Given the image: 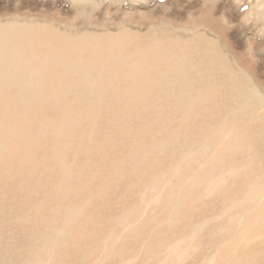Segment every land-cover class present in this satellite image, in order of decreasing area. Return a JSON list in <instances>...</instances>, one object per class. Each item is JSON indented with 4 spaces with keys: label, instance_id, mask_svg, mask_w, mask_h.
<instances>
[{
    "label": "rangeland",
    "instance_id": "rangeland-1",
    "mask_svg": "<svg viewBox=\"0 0 264 264\" xmlns=\"http://www.w3.org/2000/svg\"><path fill=\"white\" fill-rule=\"evenodd\" d=\"M91 1L0 0L51 58L85 32L112 36L115 63L94 46L77 86L0 87V264H264V0ZM50 92L63 101L33 99Z\"/></svg>",
    "mask_w": 264,
    "mask_h": 264
},
{
    "label": "bare ground",
    "instance_id": "bare-ground-1",
    "mask_svg": "<svg viewBox=\"0 0 264 264\" xmlns=\"http://www.w3.org/2000/svg\"><path fill=\"white\" fill-rule=\"evenodd\" d=\"M87 1V0H86ZM93 1V0H92ZM91 1V2H92ZM252 2V1H251ZM1 3V2H0ZM248 4V3H247ZM84 10V9H83ZM82 10V11H83ZM88 11V10H86ZM11 16V15H10ZM31 23L34 22V21H30ZM45 26V24H44ZM31 26L29 25L28 22H20L19 20L18 21H3V22H0V87L1 89L5 88L4 90L6 89H10L11 87H13V85H16L13 80L14 79H18L20 80L19 78H22L23 79V82L25 83L23 85V88L26 89V90H30V91H43V90H56L57 92L60 91V88H57L56 86H53V84L55 83H59L60 86L58 87H62L63 86V83L64 82H67L69 86H73V85H78L79 84V79H76L75 76H79L77 71H74L72 70L75 66L77 65H80V64H83L85 61L83 59H77V60H73V57L74 56H79V55H89L92 51H94V46H97V50L95 52H92L90 54V61L91 63H97L99 62L100 65H103V67H107L109 66V63H112L110 60H106L104 57H103V52L105 50V41L102 42V39H108L110 37H107V38H104V37H98L94 40H90L89 37L87 36V34L84 32L82 34H76V35H73L72 32L70 33L69 31L68 34L62 39V41H65L66 43H68L71 48L73 49V51H70V52H67V53H64V50H60V51H57L55 53V55L53 56V58H51L48 54H47V50L49 49L50 46L47 45V41L50 37V35L47 34V36H45L44 38L42 37V39H37L36 38V35L34 34V31H33V28L31 29H28L30 28ZM126 31H128V29H126ZM42 32V31H41ZM59 32H61V29L59 30ZM125 32V31H124ZM58 34V33H57ZM133 34V33H132ZM203 35V34H202ZM123 38V37H122ZM128 38V37H127ZM194 38H195V35H194ZM113 39V38H112ZM119 39V38H118ZM198 39V38H197ZM61 40V39H60ZM117 39H115L116 41ZM202 40V38H201ZM114 41V42H115ZM193 41V40H191ZM197 41V40H196ZM202 42V41H200ZM209 43H211L212 41L211 40H208ZM120 43V42H118ZM116 42V44H118ZM195 43V42H193ZM113 44V43H112ZM111 44V45H112ZM188 44V43H187ZM110 45V47H111ZM127 45V44H126ZM125 45V46H126ZM193 45V44H192ZM117 46V45H116ZM120 46V45H119ZM189 46V45H188ZM113 48V47H112ZM176 48V47H175ZM192 48V47H190ZM5 49V50H4ZM9 49V50H7ZM111 49V48H110ZM117 49V48H116ZM140 49V47H139ZM76 50H78L79 52H82L79 53V52H76ZM91 50L89 53L88 51ZM112 50V49H111ZM120 50V48H119ZM189 50V49H188ZM30 51V52H29ZM75 51V52H74ZM139 51V50H138ZM141 51V49H140ZM146 51V50H145ZM143 51V52H145ZM174 51V50H173ZM178 51V50H177ZM44 52L46 54V56L44 55ZM100 52V53H99ZM184 52V51H183ZM192 52V51H191ZM115 53H116V50H115ZM119 53V52H118ZM140 53V52H139ZM142 53V52H141ZM146 53V52H145ZM172 54H174L172 51H171ZM176 53V52H175ZM122 54V53H121ZM134 54V53H133ZM144 54V53H143ZM180 54V53H179ZM110 56V54H108ZM114 55V54H113ZM115 55H118L117 53ZM131 55V54H130ZM137 55V54H136ZM177 55V53H176ZM175 55V56H176ZM189 55V54H188ZM112 56V55H111ZM120 56V54H119ZM179 56V55H177ZM115 57V56H114ZM136 57V56H135ZM138 57V56H137ZM185 57V56H184ZM187 57V56H186ZM113 58V57H112ZM116 59V57H115ZM140 59V58H139ZM138 59V60H139ZM143 59V58H142ZM118 60V58H117ZM136 60V59H135ZM167 60V59H166ZM228 60V59H227ZM34 61H37L40 65H42L44 68H45V72L44 71H41L39 70L38 68L34 67L33 65V62ZM98 61V62H97ZM116 61V60H115ZM168 61V60H167ZM175 61V60H174ZM220 62V60H218ZM118 62V61H117ZM183 62V61H182ZM229 62V61H227ZM114 63V62H113ZM115 64V63H114ZM113 64V65H114ZM177 64V63H176ZM198 64V63H197ZM226 64V63H225ZM154 65V64H153ZM158 65V64H156ZM229 65V64H228ZM111 66V65H110ZM109 66V67H110ZM115 66V65H114ZM145 66V65H144ZM159 66V65H158ZM188 66V65H187ZM217 66V65H216ZM225 66V65H224ZM200 67V66H198ZM57 68L59 71H60V68H64V72H62L63 74H65V76H67L68 78L66 79V81H60V82H57L58 79L54 76L51 75V73L53 72V69ZM118 68V67H117ZM152 68V67H151ZM217 68V67H216ZM100 69V67H99ZM104 69V68H103ZM109 70L110 69H113V68H108ZM116 69V67H115ZM197 69V68H196ZM202 69V68H201ZM219 69V67H218ZM114 70V69H113ZM200 70V69H199ZM98 71V70H97ZM105 71V70H104ZM222 71V70H221ZM21 72V73H20ZM107 72V71H106ZM197 72V71H196ZM124 73V72H123ZM126 73V72H125ZM82 74V73H81ZM102 74V73H101ZM203 74V73H202ZM87 75V74H86ZM113 75V74H112ZM118 75V74H117ZM121 75V74H120ZM185 75V74H184ZM204 75V74H203ZM60 76V75H59ZM105 76V75H104ZM103 76V77H104ZM192 76V75H190ZM201 76V75H200ZM199 76V77H200ZM40 77V78H39ZM95 77H98L95 76ZM119 77V76H118ZM203 77V76H202ZM112 78V76H111ZM117 78V77H116ZM122 78V77H121ZM207 78V77H206ZM35 79V81L33 83H31V81ZM98 79V78H97ZM113 79V78H112ZM208 79H210L208 77ZM212 79V78H211ZM210 79V80H211ZM109 80V79H108ZM114 80V79H113ZM112 80V81H113ZM22 81V80H20ZM112 81L110 83H112ZM125 81V80H124ZM122 81V82H124ZM17 82V80H16ZM84 83H89V80L88 79H84L83 80ZM127 82V81H126ZM104 83V82H103ZM119 83V82H118ZM121 84V83H120ZM20 85V83H19ZM108 85V84H107ZM131 85V84H130ZM129 85V86H130ZM22 86V85H21ZM99 86V85H98ZM112 86V85H111ZM117 86V85H116ZM120 86V85H119ZM128 86V85H127ZM126 86V87H127ZM19 87V86H18ZM18 87H16L18 89ZM217 87V86H216ZM129 88V87H128ZM138 88V86H137ZM174 88V87H173ZM110 89V88H108ZM116 89V88H114ZM113 89V90H114ZM127 89V88H126ZM20 90H22V88H20ZM102 89H100L101 91ZM173 90V89H172ZM216 90V88H215ZM262 90V89H261ZM15 91H18V90H15ZM28 91V95L27 97L23 96V97H20V98H16L18 100H21V101H29V103H31L30 101H33L31 100V98H28L29 95V92ZM93 91V90H92ZM115 91V90H114ZM117 91V90H116ZM0 92L4 95V93L2 92V90H0ZM107 92V91H106ZM118 92V91H117ZM250 92L252 94V97L258 101L261 102H264V96L262 94V92L260 90H258L256 87H254V85L250 86ZM7 93V92H6ZM16 93V92H15ZM14 93V95H15ZM18 93V92H17ZM16 93V94H17ZM51 93V92H50ZM114 93V92H113ZM2 94L0 95L1 98H4V99H7V95L6 96H2ZM10 94V93H9ZM31 94V93H30ZM44 94V92H43ZM56 93L55 94H49L48 95L46 94V96H43V97H33L34 101L35 100H44V101H63V98L62 97H59L58 94ZM67 94V93H66ZM83 94V93H82ZM85 94V93H84ZM83 94V95H84ZM93 94V93H92ZM91 94V95H92ZM103 94V92H102ZM101 94V95H102ZM137 94H138V91H137ZM13 95V94H11ZM32 95V94H31ZM42 95V94H41ZM45 95V94H44ZM81 95V94H80ZM97 95V94H96ZM100 95V94H99ZM110 95V94H109ZM133 95V93L131 94ZM34 96V95H33ZM219 96V95H218ZM90 97V96H89ZM96 97V96H95ZM128 97V96H127ZM131 97V96H130ZM138 97V96H137ZM76 98V97H75ZM105 98V97H103ZM119 98H120V95H119ZM133 98V97H131ZM10 99V98H9ZM80 99V98H79ZM84 99V98H83ZM82 99V100H83ZM130 99V98H129ZM243 99V98H242ZM1 100V99H0ZM91 100V99H90ZM102 100V99H101ZM131 100V99H130ZM144 102V101H143ZM245 102V101H244ZM9 103V102H8ZM13 103V102H12ZM23 103V102H22ZM25 104V103H23ZM33 103V102H32ZM42 103V101H41ZM74 103V102H73ZM82 103V102H81ZM93 103V101H92ZM96 103V101L94 102ZM178 103V102H177ZM210 103V102H209ZM252 103V102H251ZM40 104V103H39ZM45 104V103H44ZM43 104V105H44ZM66 104V102H65ZM77 104V103H76ZM128 104V102H127ZM248 104V103H247ZM19 105V103H18ZM42 105V104H41ZM47 105V104H45ZM60 105V104H58ZM72 105V103L70 104ZM92 105V104H91ZM105 105V104H104ZM215 105V104H214ZM10 106V105H9ZM14 106V105H13ZM65 106V105H64ZM67 106V105H66ZM89 106V105H88ZM106 106V105H105ZM108 106V104H107ZM106 106V107H107ZM161 106V105H160ZM165 106V105H164ZM11 107V106H10ZM45 107V106H44ZM51 107V105H50ZM162 107V106H161ZM214 107V106H213ZM247 107V106H245ZM252 107V106H251ZM8 108V107H7ZM57 108V107H56ZM139 108V107H138ZM202 108V106L200 107ZM254 108V107H253ZM14 109V108H13ZM65 109V108H64ZM78 109V108H77ZM214 109V108H213ZM252 109V108H251ZM7 110V109H6ZM11 110V109H10ZM52 110H54L52 108ZM247 110V109H246ZM255 110V109H254ZM258 110V109H257ZM18 111V110H17ZM16 112V114H18ZM47 111V110H46ZM224 113H225V110H223ZM222 111V112H223ZM3 112V111H2ZM2 112H0L2 114ZM9 112V109L8 111ZM6 112V113H7ZM19 112V111H18ZM33 112V111H32ZM50 112V111H49ZM59 112V111H58ZM61 112V111H60ZM79 112V111H78ZM123 112V111H122ZM127 112V111H126ZM125 112V113H126ZM210 112V111H209ZM4 113H5V110H4ZM6 113L4 114V116L6 115ZM10 113V112H9ZM21 113L23 114V112L21 111ZM35 113H39L38 111L35 112ZM34 113V114H35ZM52 113V112H51ZM56 113V112H55ZM63 113V112H62ZM66 113V111H65ZM119 113V112H118ZM220 113V112H219ZM8 114V113H7ZM75 114V113H74ZM77 114V113H76ZM257 114V113H256ZM264 114V113H263ZM11 115V113H10ZM52 115V114H51ZM61 115V113H60ZM66 115V114H65ZM79 115V114H78ZM207 115V114H206ZM3 116V115H1ZM3 116V117H4ZM32 116V115H31ZM41 116V115H40ZM69 116V115H67ZM211 116V115H210ZM226 116V115H225ZM6 117V116H5ZM19 117V116H18ZM23 117V116H22ZM35 117V116H34ZM55 117V116H54ZM58 117V116H57ZM66 117V116H64ZM77 117V115H76ZM212 117V116H211ZM219 117V116H218ZM232 117V116H231ZM2 118V117H1ZM49 118V117H48ZM51 118V117H50ZM49 118V120H50ZM62 118V117H61ZM68 118V117H67ZM209 118V117H208ZM207 118V119H208ZM37 119V118H36ZM55 119V118H54ZM70 119V118H69ZM78 119V118H77ZM206 119V120H207ZM33 120V119H32ZM42 120V119H41ZM57 120V119H56ZM209 120H212V119H209ZM263 120H264V116H263ZM71 121V120H70ZM44 121H42L43 123ZM49 122V121H48ZM53 122V121H52ZM51 122V124H52ZM80 122V121H79ZM205 122V121H204ZM209 122V121H208ZM44 123H47V120L46 122ZM54 123V122H53ZM77 123V122H76ZM75 123V124H76ZM264 123V122H263ZM1 124V123H0ZM69 124V122H68ZM74 124V125H75ZM183 124V123H182ZM214 124V123H213ZM2 125V124H1ZM49 125H50V122H49ZM185 125V124H184ZM8 126V125H7ZM260 126V125H259ZM3 127H4V124H3ZM35 127V126H34ZM76 127V126H75ZM215 127V126H214ZM234 127V126H233ZM115 128V127H114ZM262 128V127H261ZM1 129V127H0ZM11 129V128H10ZM50 129V128H49ZM47 129V130H49ZM56 129V128H55ZM59 129V128H58ZM260 129V128H259ZM2 132H3V129H1ZM14 130V129H13ZM22 130V129H21ZM20 130V131H21ZM34 130V129H33ZM236 130V129H235ZM8 132V131H7ZM6 132V133H7ZM19 132V131H18ZM22 132V131H21ZM63 132H66V131H63ZM68 132V131H67ZM214 132V131H213ZM218 132V131H216ZM257 132V131H256ZM4 133V132H3ZM10 133V131H9ZM41 133V132H40ZM49 133V132H48ZM55 133V132H54ZM20 134V133H19ZM29 134V133H28ZM36 134V133H35ZM47 134V133H46ZM56 134V133H55ZM62 134V132L60 133ZM254 134V133H253ZM10 135V134H9ZM18 135V134H17ZM26 135V134H25ZM73 135V134H72ZM211 135H214V134H211ZM217 135V134H216ZM7 136V135H6ZM21 136V135H20ZM35 136V135H34ZM222 136V135H220ZM253 136V135H252ZM10 137V136H9ZM12 137V136H11ZM65 137V136H64ZM72 137V136H71ZM69 136V138H71ZM226 137V136H225ZM8 138V137H7ZM15 138V136H13V139ZM18 138V137H17ZM16 138V139H17ZM21 138V137H20ZM62 138V137H61ZM211 138V137H210ZM65 139V138H64ZM63 139V141H64ZM66 139H68L66 137ZM10 140V138L8 139ZM15 140V139H14ZM45 140V139H44ZM7 143V142H6ZM71 143V142H70ZM41 146V145H40ZM66 146V145H65ZM9 147V146H8ZM45 147V146H44ZM118 147V146H117ZM56 148V147H55ZM1 149V148H0ZM8 149V148H6ZM15 149V148H14ZM52 148H50L51 150ZM58 149V148H57ZM10 150V149H9ZM53 150V149H52ZM56 150V149H55ZM54 150V151H55ZM6 153L10 152L7 150H5ZM4 151V152H5ZM43 151V150H41ZM47 151V150H46ZM60 150H58L59 152ZM65 151V149H64ZM51 152V151H50ZM57 152V151H56ZM1 153V152H0ZM44 153V151L42 152V154ZM48 153V152H47ZM45 153V154H47ZM55 153V152H54ZM44 154V156H45ZM58 154V153H57ZM8 155V154H7ZM64 155V154H63ZM153 155V154H152ZM56 156V155H55ZM58 156V155H57ZM60 156V155H59ZM3 157V156H2ZM48 159H51L50 156L47 157ZM10 159V158H9ZM33 159V158H32ZM54 159H57L56 157H54ZM60 159V158H59ZM6 162V161H5ZM9 161H7V164H8ZM56 164V161H53L51 163H54ZM10 163V162H9ZM67 164V163H66ZM2 165V164H1ZM10 167V166H8ZM75 167V166H73ZM7 168V167H6ZM21 168V167H20ZM129 168V167H128ZM138 169V168H137ZM9 171V170H8ZM12 171V170H11ZM22 171V170H21ZM135 171V170H134ZM141 171V170H140ZM73 172V170H72ZM137 172V171H136ZM73 174V173H72ZM75 175V174H74ZM128 175V174H127ZM64 176V175H63ZM73 176V175H72ZM81 176V175H80ZM65 177V176H64ZM71 177V176H69ZM74 177V176H73ZM39 178V177H38ZM68 178V177H67ZM70 179V178H69ZM68 179V180H69ZM72 180V179H71ZM80 180V179H79ZM76 181V180H75ZM156 181V180H155ZM191 181V180H190ZM124 194V193H123ZM122 192H121V195H123ZM119 196V195H118ZM117 196V197H118ZM122 197V196H121ZM181 205V203H180ZM178 212V211H177ZM172 216V215H171ZM174 216V215H173ZM245 220V219H244ZM257 222V221H256ZM44 236V235H43Z\"/></svg>",
    "mask_w": 264,
    "mask_h": 264
},
{
    "label": "trees",
    "instance_id": "trees-1",
    "mask_svg": "<svg viewBox=\"0 0 264 264\" xmlns=\"http://www.w3.org/2000/svg\"><path fill=\"white\" fill-rule=\"evenodd\" d=\"M32 4H33V3H31V6H32ZM19 5H21V7H23L22 10H24V8H31V9H33V10L28 9V11H34V10H37V9L32 8L31 6H26V7H24L25 5H24V6H23L22 4H19ZM71 10H72V9H71ZM174 10H175V9H174ZM182 10H184V9L177 10V11L175 10V11H176V13H180ZM184 11H185V12H186V11L191 12L190 9H186V10H184ZM182 13H183V12H182ZM171 15H173V16H170V15H169V16H170V17H175L174 14H171ZM230 21H231V20H230ZM231 23H232V21H231ZM239 25H240V24H238L237 26H238L239 28H242V27H240ZM239 28H237V29H236V32H233V33H234V34H238V29H239ZM234 34H233V35H234ZM237 41H238V40H236L234 43H237ZM239 42H241V45L244 47V46L246 45L247 40H246V39H241V40H239Z\"/></svg>",
    "mask_w": 264,
    "mask_h": 264
}]
</instances>
